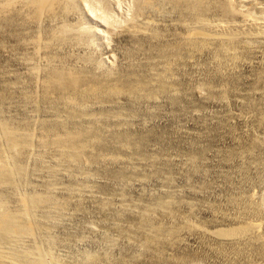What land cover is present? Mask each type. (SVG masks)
Listing matches in <instances>:
<instances>
[{"label":"rangeland","instance_id":"374dc122","mask_svg":"<svg viewBox=\"0 0 264 264\" xmlns=\"http://www.w3.org/2000/svg\"><path fill=\"white\" fill-rule=\"evenodd\" d=\"M119 1L105 0L111 5L106 7L112 14L114 11L115 30L88 16L80 3L38 24L29 19V12L20 9L12 27L0 29V92L11 94V99L0 105L7 117H28L27 124H32L30 129L36 135L34 142L42 138L40 124L53 120L47 101L57 102L60 91L73 87L74 81L78 91L91 84L118 83L126 92L112 102L88 104L89 110L101 117L98 125L103 137L83 156V172L60 176L63 187L57 197L66 202V208L61 223L52 231L57 240L54 255L60 264H245L246 257L218 246L209 234L224 227L232 214L238 215L243 200L252 199L264 206V38L246 42L239 50L249 51L241 49L244 54L238 52L239 60L219 67L213 59V45L209 50L190 52L195 55L185 52L182 26L187 19L170 7L156 15H144L159 36L141 46L134 44L124 27L131 20L145 18L133 10L136 0ZM257 2L210 0L207 17L239 19L245 11L264 15L260 12L264 11V0ZM227 7L238 12L229 15ZM63 21L68 37L58 41L51 32L57 33ZM38 34L42 41L50 39L54 49L44 45L46 49H39L34 42ZM166 48L165 54L171 52L175 67L169 85L174 91L172 87L161 89L155 80L149 83L150 73L164 64L162 51ZM33 66L38 72L33 73ZM64 74L73 77L68 80ZM52 75L60 79L51 82ZM138 79L157 95L147 98L127 93ZM68 127L78 139L85 140L86 129ZM51 133L44 135L50 138ZM54 152L50 146L44 152L47 162H52ZM32 159L27 160L28 166H33ZM82 181L87 190L67 194L68 186ZM168 197L175 203L171 213H156L149 222L151 228L159 227V231L152 230L154 236L139 217L140 211ZM186 219L197 228L184 230L181 226ZM146 236L154 237V242H145ZM86 254L92 259H85Z\"/></svg>","mask_w":264,"mask_h":264},{"label":"bare ground","instance_id":"6f19581e","mask_svg":"<svg viewBox=\"0 0 264 264\" xmlns=\"http://www.w3.org/2000/svg\"><path fill=\"white\" fill-rule=\"evenodd\" d=\"M118 1L119 0H115L117 4ZM258 1L261 3V0ZM76 3L82 4L81 6L85 8L87 15L91 16V18L93 17L94 19H97L101 25L110 30L116 29L117 22H115L113 17L114 11L112 14L110 9L107 8L111 6L108 5L111 2L109 1V3L106 4L105 0H0V29L4 30L3 27L6 26H10L11 28V25L15 22V18L17 19L16 15H19L21 12L20 9L29 12L31 17L29 19H32L33 22L37 23L38 21L41 22L40 20L42 19L55 18L60 12L73 8ZM134 6L133 10L135 13L142 16V18L144 15L147 16V14L156 15L158 12H165L167 7H170L171 11H177L179 14L182 13V16H186V18L183 17V19H187L185 22L181 16V19L185 22V24L183 23L184 25L181 23L185 33L182 40L185 52L190 53L197 51L196 53H199L201 50L213 45L211 48L214 47V50L212 49L214 52V58H212L219 67L223 64V66H225L226 62L233 64L239 60V53H241L240 56L244 54V52L243 54L240 52L242 48L240 50L239 48L243 45V48L246 47L245 44L249 43L248 41H253L255 38H264V15H260V13L251 15V13L246 11L242 13V9L240 11L242 14L239 19H234L232 17L227 20L209 19V16L207 17L206 8L211 7L210 0H136ZM230 6L232 5L230 4ZM226 10L229 15L238 12L234 7L230 10L227 7ZM260 12H262L261 14H264L263 10ZM23 13H25V11H23L22 14ZM165 14H167V12L164 13V15ZM29 15L27 17H29ZM161 15H163V13ZM146 16H144L145 19L143 20L141 18L142 21H135L136 19L134 21L131 20L132 22L129 21L130 23L125 25L123 31L129 36L130 40L132 39L131 41H133L134 44L136 43L140 46L144 41H151L159 36V31L150 25V19ZM23 18L25 17L23 16ZM44 20H42V22ZM151 23L153 24V21ZM64 24L66 23L63 21V23L60 24L61 26L57 33L50 29L49 32H51V30L54 32H51L52 35L49 33L51 37L54 35L53 38L58 41L66 39L68 27ZM36 29L38 30V28ZM41 33L42 32L39 34ZM39 34L38 37H36V41L34 40V42L37 43L35 45L39 47V49L40 47L46 49L45 47H42L43 45L51 49L53 47L54 49L55 45L50 47V45L53 44L50 43V39L47 40L48 42H46L45 39L42 41ZM56 40L53 41L55 44ZM167 49L168 48L163 49L162 51L164 53V61L161 60L164 62L163 66H161L158 71L154 69L155 71L153 74L150 73V76L148 77L151 79L148 77L147 79H150L151 81L146 80L150 81L149 83L154 80L155 82L157 81L156 83L161 89L173 86L169 85H171L170 79L172 77V67L174 66L171 65V52L169 51V54H165ZM242 51L245 50L242 49ZM194 53L192 54L195 55ZM190 54H188V56ZM175 55L173 54V56ZM214 60L212 62H214ZM47 62L49 63V61ZM50 66L51 68L53 67L52 65ZM213 67L217 69L216 65H213ZM51 68L50 70H53ZM224 68H226V66ZM227 68L229 69L231 67ZM220 69H222V67ZM32 71H34L33 73H36L37 67L33 66ZM54 75L50 77L51 82L53 80L57 82V80L60 79L59 76ZM64 77L70 79L73 75L64 74ZM142 81H144V79ZM73 83V87L71 86L69 88L71 90L70 93H65L69 89H63L60 91V94H58L57 102L47 101L46 104L49 103L51 105L50 109L53 112V120L47 123L42 122L40 125L42 130L47 134L52 132L51 135L53 134V137L48 138V135H44L43 132L41 133V135L43 134L42 138H39L40 140L38 143L35 141L36 144L34 142V137L36 135L32 130L33 128L31 127L32 129H30L32 124L28 125L26 121L28 117L26 120L24 118H22L24 120H19L20 118L14 120L13 117L10 118L4 115L5 113L2 110V105H0V264H60V258L54 255L55 253L53 252L57 240L52 234L53 228L58 223H61L60 219L61 217L63 219V213L65 212L64 209L66 208V202L61 201L57 197V191L63 187L60 183V176L62 174L66 175V173L69 175L73 172H83L80 165L83 156L91 151L94 143L100 142V138L103 137L100 132L101 128L99 129L98 125V121L101 117L92 113L88 108V104L92 101L112 102L116 97L119 98L126 93L125 89L118 83L91 84L79 91L75 87L76 81ZM147 87L148 84L146 86V84L138 79V81L135 80V82L128 87L127 93L136 97L153 98L157 91L148 90ZM173 88L174 87H172V90L174 91L175 88ZM10 95V91L0 92V102L3 103L9 101L11 99ZM69 125L70 127L72 125L82 131L86 129L85 140L78 139L77 135H75V131H70L72 129L68 127ZM35 145L38 148L35 147ZM49 146L55 148L56 152L53 154L54 159H52V162H47V158H44V152L46 153ZM123 146L128 147L127 145ZM30 157L33 158V166H28L27 164V160L29 159L30 161ZM48 158H50V156H48ZM253 162L252 164L254 165L256 162ZM262 164L263 163H261V166ZM259 168L260 166L258 169ZM261 175L259 174V176ZM39 178H41V182L38 181ZM86 188L87 184L82 181L68 186L66 192L68 195H73L75 193L77 194V192L85 191ZM236 199L237 198H234L233 201ZM239 200H241V203L244 201V204L242 205L241 211L238 212L235 210L238 212V215L232 214L234 217H232V220H229V225H227L229 223L228 221L226 224L227 226L225 225L221 228H214L215 230L213 232L211 231L209 235L215 239L214 241L217 242L218 246L222 248L228 247L233 251L231 253H235L238 256L240 255V257H246V262L243 261L245 264H264V206L261 208L255 204L252 199L242 201V198L239 197ZM172 201L173 200L169 197L157 200L153 205L146 206L147 209H142L140 211L139 217L149 228L147 231L154 236L156 235V232H153L152 230L159 231V227L155 230L149 226V222L153 219V216L156 215V213L170 214L171 210H173V204H175ZM239 206L237 205L238 208ZM187 219L184 222V226H181L184 230L189 231L192 228H197L195 225V227H193L191 225L192 223H187ZM187 234L188 233H186V235ZM151 238L154 237L146 236L145 242L153 243L154 241H152ZM215 243H213V245L217 247V244ZM222 248L220 249L224 252V249ZM236 255H234V258ZM231 256L228 257L230 258ZM249 257L252 259H248ZM84 258L90 260L92 259V256L86 254ZM229 258L228 260H230ZM227 264H230V262L228 263L227 261Z\"/></svg>","mask_w":264,"mask_h":264}]
</instances>
